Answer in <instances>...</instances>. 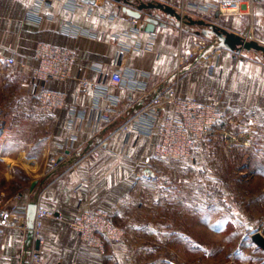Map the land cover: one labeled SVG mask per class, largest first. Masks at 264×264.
Returning a JSON list of instances; mask_svg holds the SVG:
<instances>
[{
    "label": "crops",
    "instance_id": "obj_1",
    "mask_svg": "<svg viewBox=\"0 0 264 264\" xmlns=\"http://www.w3.org/2000/svg\"><path fill=\"white\" fill-rule=\"evenodd\" d=\"M231 1H248L250 13H219L217 5ZM124 7L141 16L132 17ZM27 12L33 15L27 18ZM151 12L159 14V22L148 31ZM250 26L254 39L264 43V0H0V57L14 54L25 60L24 65L0 63V199L8 210L11 204L27 208L36 200L65 219L44 220L38 264H166L168 235L175 229L171 239L176 238L182 220L169 221L167 211L180 208L164 201V194L182 189L159 186L160 197L152 200L148 182L154 171L145 172L142 158L157 138L110 135L156 94L176 87L180 96L226 106L214 135L232 131V122L239 120L248 126L237 133L263 125L257 139L264 142V54L238 53L216 37L221 29L244 37ZM39 41L74 48L77 54L69 78L48 81L67 98L54 113L38 106L31 78ZM180 54L190 61L181 70ZM116 68L126 77L120 88L109 85ZM82 78L108 85L106 92H83ZM107 96L120 98V104L114 107ZM108 108H115L110 120H99L98 110ZM91 149L96 150L91 160L75 164L78 153ZM22 176L28 178L25 188ZM14 194L20 197L13 199ZM193 200L184 202L190 217L199 209ZM88 209L107 211L117 226L118 239L109 240L103 253L81 244L67 223ZM229 223L230 218L224 228ZM27 233L26 214L11 213L0 225V264H27L32 245Z\"/></svg>",
    "mask_w": 264,
    "mask_h": 264
},
{
    "label": "rangeland",
    "instance_id": "obj_2",
    "mask_svg": "<svg viewBox=\"0 0 264 264\" xmlns=\"http://www.w3.org/2000/svg\"><path fill=\"white\" fill-rule=\"evenodd\" d=\"M244 124L247 125L239 120L232 122L234 128L229 132L236 139L231 146L225 143L222 129L191 158H154L149 165L144 163L154 171L148 182L152 200L158 201L159 186L182 189L164 194V201L177 203L180 208L167 211L169 221L176 217L182 220L181 226H176V238L171 239L175 229L168 235L166 264H264V249L251 240L255 231L262 230L264 234V142L257 139L258 127L263 125L257 123L247 133H237ZM251 170L258 175L254 176ZM22 177L20 184L25 188L28 178ZM17 196L12 198L18 199ZM191 196L193 202L199 203L198 211L191 212L193 217L186 207L192 202ZM208 204L212 207L207 208ZM1 205L6 208L0 199ZM228 218L230 223L224 228ZM106 246L108 243L103 252Z\"/></svg>",
    "mask_w": 264,
    "mask_h": 264
},
{
    "label": "built area",
    "instance_id": "obj_3",
    "mask_svg": "<svg viewBox=\"0 0 264 264\" xmlns=\"http://www.w3.org/2000/svg\"><path fill=\"white\" fill-rule=\"evenodd\" d=\"M242 5H244V8L239 9V6ZM248 5V1H231L219 4L216 8L221 14H249ZM228 6L236 7V9L231 12L223 11L222 7ZM205 8L210 9L211 7ZM32 15L30 12L26 13L27 18ZM251 30L252 26H250V33L244 36V39H248L251 35L252 38L250 39L255 40ZM241 51L242 49L238 53ZM33 56L36 64L32 67L31 78L37 87L36 99L38 106L46 113H54L66 106L67 98L65 92L49 88L48 81L51 79L63 81L71 76L72 66L77 58L76 51L74 48L53 42L39 41L34 46ZM189 62L186 55L180 54L178 69H183ZM0 63L4 65L14 63L24 65L25 60L23 57L16 58L12 54L1 56ZM125 81V75L118 68L111 72L110 86L120 88L124 86ZM80 86L83 92H87L90 89L97 90L100 88L105 91L108 85L102 86L98 81L82 78ZM107 97L114 107L121 102L118 97ZM114 109H99L98 119L110 120ZM161 111L163 112L161 113ZM225 111L226 106L219 100L202 101L194 97L180 96L176 87H174L169 93H158L152 97L140 109L130 114L110 136L124 133L126 140L130 137L149 139L156 137L157 140L153 142L151 152L145 154L142 158V162L148 165L154 158L188 159L200 151L205 143L213 139L216 125L226 115ZM223 136L228 146L235 143L236 137L229 130L224 129ZM77 155L78 159L75 164L83 160H91L96 155V150L91 149ZM51 162L56 163V159H52ZM16 198H19V195ZM11 213L25 215L26 208H20L19 205L13 204L8 210L0 206V225L8 223ZM48 217L63 221L60 214L53 213L37 201L32 227V245L29 247L27 264H38L40 261V245L43 240L41 231L44 220ZM67 223L78 233L81 243L100 252L104 251L106 239H118L117 226L108 212L103 209L82 211ZM37 241L38 244H36Z\"/></svg>",
    "mask_w": 264,
    "mask_h": 264
},
{
    "label": "water",
    "instance_id": "obj_4",
    "mask_svg": "<svg viewBox=\"0 0 264 264\" xmlns=\"http://www.w3.org/2000/svg\"><path fill=\"white\" fill-rule=\"evenodd\" d=\"M161 8L167 12H174V10L172 9H168L164 7H161ZM124 10L127 11V13L131 15L132 17L138 18L141 16L140 12L137 10H133V9L126 8V7H124ZM158 18H159V14H155L151 12V15H148L146 17L147 24L145 26V29L148 31H152L154 28V25L159 22ZM216 37L226 47H230V48L236 47L237 51L240 49H247V50L254 49V50L261 51L264 54V43H260L253 39H244L242 36H240L237 33L221 29L220 31H216ZM144 170L145 172L152 173V170L149 167H146ZM36 182H37L36 179L32 180L30 184V190H33L34 186L36 185ZM36 206H37V201L32 200L27 204V208H26V225L28 228V233H27L28 239L32 238V227H33V222L35 218ZM55 214H57V212ZM251 239L259 247L264 249V235L260 231L253 232L251 234ZM36 244H38V241Z\"/></svg>",
    "mask_w": 264,
    "mask_h": 264
},
{
    "label": "bare ground",
    "instance_id": "obj_5",
    "mask_svg": "<svg viewBox=\"0 0 264 264\" xmlns=\"http://www.w3.org/2000/svg\"><path fill=\"white\" fill-rule=\"evenodd\" d=\"M222 8H223V11H225V12H227V11L231 12V11L236 9V7H232V6L222 7Z\"/></svg>",
    "mask_w": 264,
    "mask_h": 264
},
{
    "label": "trees",
    "instance_id": "obj_6",
    "mask_svg": "<svg viewBox=\"0 0 264 264\" xmlns=\"http://www.w3.org/2000/svg\"><path fill=\"white\" fill-rule=\"evenodd\" d=\"M24 178H26V177H24ZM26 179H27V178H26ZM106 243H108V242L106 241ZM106 243H105V244H106Z\"/></svg>",
    "mask_w": 264,
    "mask_h": 264
}]
</instances>
